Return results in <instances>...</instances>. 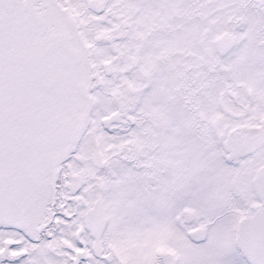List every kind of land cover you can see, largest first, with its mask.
Instances as JSON below:
<instances>
[{"label": "snow or ice", "instance_id": "1", "mask_svg": "<svg viewBox=\"0 0 264 264\" xmlns=\"http://www.w3.org/2000/svg\"><path fill=\"white\" fill-rule=\"evenodd\" d=\"M0 264H264V0H0Z\"/></svg>", "mask_w": 264, "mask_h": 264}]
</instances>
